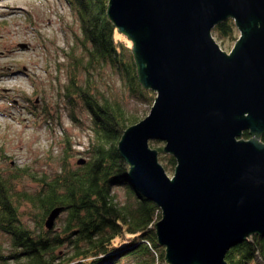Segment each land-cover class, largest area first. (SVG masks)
Instances as JSON below:
<instances>
[{
  "label": "water",
  "instance_id": "water-1",
  "mask_svg": "<svg viewBox=\"0 0 264 264\" xmlns=\"http://www.w3.org/2000/svg\"><path fill=\"white\" fill-rule=\"evenodd\" d=\"M107 15L156 94L118 150L132 187L161 210L165 262L227 264L233 246L264 236V0H109ZM228 19L239 37L226 53L212 31ZM151 141L176 160L172 178Z\"/></svg>",
  "mask_w": 264,
  "mask_h": 264
},
{
  "label": "trees",
  "instance_id": "trees-1",
  "mask_svg": "<svg viewBox=\"0 0 264 264\" xmlns=\"http://www.w3.org/2000/svg\"><path fill=\"white\" fill-rule=\"evenodd\" d=\"M66 1L79 23L81 47L79 53L74 46L64 52L68 62L63 96L74 121L78 102L90 117L89 159L73 168L70 158L75 153L65 137L67 147L55 175L39 174L26 166L0 171V235L9 239L8 248L0 240V264H167L155 230L161 210L132 187L129 166L118 150L125 130L140 121L126 113L120 100L103 96L91 75L112 65L142 99L154 102L156 94L139 83L132 43L110 21L109 0ZM235 32L232 19L212 31L220 39H234ZM251 137L244 132L243 138ZM259 139L264 143V133ZM169 163L176 166L172 156ZM23 178L39 189H19ZM120 185L128 189L123 205L112 193ZM55 208L66 213L57 233L46 227ZM225 260L227 264H264V236L255 234L233 246Z\"/></svg>",
  "mask_w": 264,
  "mask_h": 264
},
{
  "label": "rangeland",
  "instance_id": "rangeland-1",
  "mask_svg": "<svg viewBox=\"0 0 264 264\" xmlns=\"http://www.w3.org/2000/svg\"><path fill=\"white\" fill-rule=\"evenodd\" d=\"M212 37L229 53L239 32L236 29L234 39H220L213 33ZM73 46L79 53L80 28L66 0H0V171L26 166L39 174L55 175L67 147L65 137L75 153L70 158L73 168L79 166L80 159H89L86 149L90 117L78 102L74 121L70 117L72 108L63 96L68 62L64 52ZM91 77L97 90L105 97L120 100L128 115L139 121L148 116L153 101L132 92L117 68L107 65ZM164 146L161 141L150 142L152 149ZM170 157L158 151L159 163L172 178L175 167L170 165ZM19 184V189L29 192L39 189L27 178ZM112 193L120 205L127 203V187L115 186ZM65 217L66 213H61L55 220L54 233L60 232ZM23 221L32 226L27 218ZM0 240L8 248L9 239L0 235Z\"/></svg>",
  "mask_w": 264,
  "mask_h": 264
}]
</instances>
